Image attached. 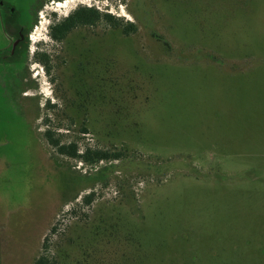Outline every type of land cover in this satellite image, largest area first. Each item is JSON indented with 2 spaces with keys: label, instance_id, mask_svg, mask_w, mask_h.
<instances>
[{
  "label": "rangeland",
  "instance_id": "374dc122",
  "mask_svg": "<svg viewBox=\"0 0 264 264\" xmlns=\"http://www.w3.org/2000/svg\"><path fill=\"white\" fill-rule=\"evenodd\" d=\"M2 1L26 25L40 3L21 58L0 13L1 264H36L57 221V264H264V0ZM79 6L129 34L51 42ZM49 129L122 151V172L61 155Z\"/></svg>",
  "mask_w": 264,
  "mask_h": 264
},
{
  "label": "trees",
  "instance_id": "16d2710c",
  "mask_svg": "<svg viewBox=\"0 0 264 264\" xmlns=\"http://www.w3.org/2000/svg\"><path fill=\"white\" fill-rule=\"evenodd\" d=\"M99 22H106L108 26L112 28L114 31H123L125 35L129 34V30L122 28L121 22L122 20L116 18L110 13L101 12L96 7H88V6H79L73 12H71L68 16L63 18H52L49 24L48 36L51 42H61L65 40L71 33L76 31L79 28H92L96 27ZM133 29H136L133 24L130 25ZM42 55V54H41ZM39 61L46 64V58L48 56L43 54ZM83 133H89L88 128L82 129ZM45 136L49 144L54 147L61 155L70 157L72 159L81 161V163L89 164V165H97L103 161L105 162H113L117 161L116 165L112 164L110 168H105L108 170H116L121 171L119 168L120 160L123 159L124 153L121 152H113V151H104V150H93L90 148H85L81 150L78 142H70L69 144H62L61 139H56L55 134L49 129L45 132ZM104 171V170H103ZM100 172H98L97 176L93 179L103 178L99 177ZM95 194L90 193L87 194L85 198H83V203L85 205L90 206L94 201ZM81 202L80 205L83 204ZM81 208L79 207L78 211ZM70 214L77 215L75 209L70 210ZM61 224L58 221L52 226L50 229V235L46 236L43 243V254L38 258L36 264H57V258L52 255V238H58L64 231L61 230ZM52 236V237H51ZM1 264V261H0Z\"/></svg>",
  "mask_w": 264,
  "mask_h": 264
},
{
  "label": "flooded vegetation",
  "instance_id": "af4514ba",
  "mask_svg": "<svg viewBox=\"0 0 264 264\" xmlns=\"http://www.w3.org/2000/svg\"><path fill=\"white\" fill-rule=\"evenodd\" d=\"M39 3L40 2H38L32 9V24L26 25L18 18L17 11H15L11 5H8L4 1L0 0V13L3 21L4 31L6 38L10 42L6 48V52H8V54L4 56L6 60H12L14 56H19L21 58V56L25 53L28 47V40L31 30L30 27L35 23L33 12L37 11ZM2 8L5 10V15H3V12L1 11L3 10Z\"/></svg>",
  "mask_w": 264,
  "mask_h": 264
}]
</instances>
